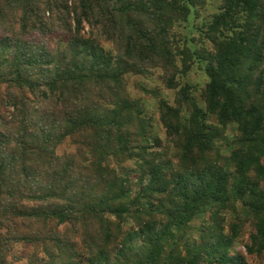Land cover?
I'll return each mask as SVG.
<instances>
[{
	"label": "trees",
	"instance_id": "16d2710c",
	"mask_svg": "<svg viewBox=\"0 0 264 264\" xmlns=\"http://www.w3.org/2000/svg\"><path fill=\"white\" fill-rule=\"evenodd\" d=\"M202 2L0 0V264L264 254V0H221L203 31L210 49L175 44ZM33 34L63 39L51 50ZM191 63L207 80L199 101L188 84L159 101L162 146L125 78L157 68L175 90ZM67 142L75 153L59 155Z\"/></svg>",
	"mask_w": 264,
	"mask_h": 264
},
{
	"label": "rangeland",
	"instance_id": "374dc122",
	"mask_svg": "<svg viewBox=\"0 0 264 264\" xmlns=\"http://www.w3.org/2000/svg\"><path fill=\"white\" fill-rule=\"evenodd\" d=\"M202 3H198L195 7L197 11V15L190 16L187 23L176 24L173 28L170 37L173 39L175 44L180 43L182 46V41L185 38L192 39L194 43H196L197 48H207L210 49L211 45L208 44V40L205 38L204 30L205 24L208 23L212 15H214L221 4V0H201ZM29 39L33 43L37 44H45L49 49L53 50L57 47V45L62 41V34H54L51 37L41 38L35 34L31 35ZM107 49H112L111 45H105ZM147 73L143 75H130L125 78L126 89L130 98L135 101H139L142 105L146 118L149 120L152 125V129L154 131L155 136H157L160 140V144L162 146L168 147V141L166 138L165 131L160 124L159 121V110L158 103L161 100H165L168 104L173 105L176 99L177 92L179 88L185 84L190 85L191 94L199 101L202 88L206 82V77L204 75L203 70L199 67V64H192L187 72V76L180 77L179 75L176 77V82H178V87L175 90H169L166 88L164 81L161 79L162 71L157 68L144 67ZM228 133L229 139L233 135ZM172 146V145H171ZM170 146V148H171ZM76 151V146L72 145L70 142L60 146L57 150L59 155H69L74 154ZM172 151L169 153V157H171ZM114 166V164H112ZM127 168L134 169V166L130 162H126L124 164ZM133 177V176H132ZM131 177V178H132ZM133 179V178H132ZM131 179V181H132ZM134 181V180H133ZM137 188V187H136ZM130 221V220H129ZM202 219H195L192 222L193 228L199 227ZM133 227V221H130L125 230H130ZM239 237V243L236 245L235 250L244 253V244L248 242V238L250 233L253 230L252 222L248 220V222H244L242 224ZM138 243V239H133L132 244L136 247ZM247 264H264V254L260 257L253 256L247 258Z\"/></svg>",
	"mask_w": 264,
	"mask_h": 264
}]
</instances>
